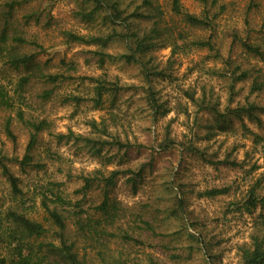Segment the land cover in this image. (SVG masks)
<instances>
[{"label":"rangeland","instance_id":"1","mask_svg":"<svg viewBox=\"0 0 264 264\" xmlns=\"http://www.w3.org/2000/svg\"><path fill=\"white\" fill-rule=\"evenodd\" d=\"M144 1L103 0V7L92 11L94 0H0V31L7 24L8 45H15L12 38L21 36L27 43L15 45L17 52L35 54L37 65L46 73L71 76L56 84L49 97L42 98L40 92L48 85L34 65L14 68L0 59V83L14 101L12 109L0 110V156H5L3 163L19 178L21 193L16 199L24 200L26 212L38 220L44 217L41 193L47 188L72 204L79 203L86 210L83 216H94L93 206L105 194L127 206L149 202L163 208L171 204L169 181L195 189L230 185L228 195L187 197L186 209L191 218L187 230H180L177 242L184 246L182 253L192 245L191 257L184 259L183 255L173 264H240L238 247L249 241L255 218L264 211L257 208L247 213L238 209L250 184L259 180L264 193V109L254 111L255 119L245 113H228L224 107L253 102L264 108V92H250L253 76L232 82L230 73H219L229 58L243 68L255 66L264 77V59L242 46L246 41L264 50V0H179L189 13L204 16L208 11L211 21L206 28L184 22L172 11L170 0H152L159 11L156 20L166 31L152 38V47L141 55L148 72L155 73L149 77L140 63L119 57L128 52L124 38L113 36L103 44L85 43L67 35L89 38L123 34L121 20L108 19L112 9L107 5L116 3L126 16L134 10L144 12ZM130 20L131 29H137L140 35L149 31L150 20ZM180 33L182 37H178ZM208 39L212 49L192 43ZM175 42L179 48L172 52ZM100 54L104 55L103 61ZM24 76L30 78L19 86ZM99 84L106 89L96 103L95 86ZM149 91L157 104L167 107V112L153 110ZM185 91L192 92L193 98L204 91L212 92V100L226 115L217 122L209 109L198 110ZM177 103L186 106L188 113L181 111ZM18 106L26 118L45 119L50 124L49 130L38 133L33 149L34 160L44 162L41 168H21L12 159L22 157L29 140L28 129L15 119ZM7 115L13 118L15 141L3 130ZM182 141L191 149L186 148L188 144H178ZM223 159L235 165L208 162ZM111 170L121 173L114 185L105 187L100 177ZM86 177L91 178L90 185L83 188ZM14 202L0 164V203ZM67 220L73 231L75 217L69 215ZM180 220L172 215L162 232L179 230ZM194 221L205 226L202 241L208 253H204L202 243L186 237L187 233L200 236L199 228L191 225ZM50 235L51 231L46 233L45 240H50ZM134 250L141 254L142 249L134 248L130 256ZM5 251L0 247V253Z\"/></svg>","mask_w":264,"mask_h":264},{"label":"trees","instance_id":"2","mask_svg":"<svg viewBox=\"0 0 264 264\" xmlns=\"http://www.w3.org/2000/svg\"><path fill=\"white\" fill-rule=\"evenodd\" d=\"M103 0H94L95 8L103 7ZM206 3L207 0H200ZM145 11L134 10L129 15L122 16V10L116 7V3L107 5L111 8L108 13V19L116 21L118 19L123 23L124 32L119 34L117 32L106 37H89L80 36L68 33L73 40L81 42H103V44L113 36H119L126 40L128 52L120 54L119 57L126 62L140 63L141 69L145 71L146 76L155 73L148 72L146 65L141 60V55L145 54L152 47V38L158 37L161 32H165L166 28L161 26V22L156 20L159 17V11L153 5L152 0H145ZM171 9L174 13L181 15L182 20L191 26L208 27L210 21L208 11L206 15L198 16L182 9L179 0H170ZM130 18L150 20L151 26L149 31L139 34L138 30L131 29ZM135 28V27H134ZM168 29V28H167ZM129 30L131 32H129ZM182 33V32H181ZM178 37H182V34ZM7 24H4L0 31V59L8 63L14 68L35 66L37 71H40L39 77L48 85L40 92V97H49L56 84L71 78L70 74L61 73H46L42 71L40 65L36 63L35 54L33 53H19L15 50V45L27 43L23 37L14 36L12 40L15 45H8L7 43ZM194 45L199 47L206 46L212 49L210 39L208 40H192ZM244 50L250 54L264 59V50L257 43L242 42ZM179 48L178 43H172V52ZM108 55V54H105ZM101 61L104 55L100 54ZM223 71L219 75L223 76L230 73L233 81L245 80L249 76H253L250 83V92L261 94L264 92V77L259 69L255 66L243 68L239 62L227 58L224 61ZM225 71V72H224ZM152 73V74H150ZM30 77L24 76L20 78L18 83L22 86L28 81ZM231 86V84H230ZM95 102L99 103L106 88L102 84L96 85ZM150 93V91H149ZM185 96L192 102L194 101L200 109H209L215 116L217 122L226 114L220 111L217 107V102L212 100V92H203L199 98H193L192 92L185 91ZM75 98L74 96H72ZM72 99V98H71ZM153 110L160 111V113L167 112V107L162 104H157L152 92L150 93ZM181 111L188 113V108L177 103ZM14 101L9 91L0 83V110L12 109ZM263 107L256 105L253 102H246L244 105H238L235 108L224 107V111L228 113H235L236 116L245 113L248 117H255V110H263ZM15 119L21 123L29 132V140L24 150V154L20 159L13 157L12 159L19 163L20 167L33 166L34 168H41L44 162L34 160V147L37 141V135L40 131L49 130L50 124L45 120H32L24 116V110L18 106L15 110ZM12 116L7 115L4 120L3 130L5 134L15 141V135L12 130ZM102 123V121H101ZM94 125V122L92 123ZM103 127H105L102 124ZM106 128V127H105ZM104 128V129H105ZM118 145H121L117 142ZM179 145L188 144L187 142H179ZM188 144L186 148H190ZM191 149V148H190ZM194 150H196L194 148ZM4 155L0 156V164L3 173L6 175L10 190L14 196L15 202L4 205L0 203V247L6 248L7 251L0 253V264H173L179 259H187L191 257L192 245L187 247L189 249L185 253L180 252L183 245H180L177 240L180 230H187L186 225L190 218V212L187 211V197L195 195L196 197L213 198L220 195H228L231 190L230 185L222 186H206L202 189H195L193 187H184V184L177 183L176 180L169 181L167 189L171 197L170 206L163 208L154 207L152 203L134 204L132 206L124 205L122 202L109 198L107 194L104 195L101 202L93 206V211L96 215H86L85 209L79 207V203H73L64 198L60 193L54 192L47 188L42 192L41 207L44 211L43 220H38L31 217L26 212V205L24 200L16 199L20 195L21 189L18 186L19 178L9 171L6 164L3 163ZM211 164L227 163L235 165L234 161L226 159L208 160ZM130 171V170H128ZM123 172V171H122ZM120 170H111L106 174H102L100 179L105 187L112 186L116 182V177L120 174ZM132 180V178L128 179ZM91 178L84 179V186L86 188L90 185ZM174 183L176 186H173ZM50 202V204H49ZM70 208H72V212ZM264 210V193L260 190L259 180L250 184L245 192L244 198L238 203V209L242 212L251 213L255 209ZM71 213V214H69ZM73 215L75 217L74 230L68 227L67 217ZM172 215L175 218H181L179 230L172 232H162L165 226V221ZM255 224L250 234L249 241L243 242L238 247V254L240 264H264V211L258 213L255 218ZM185 221V222H184ZM49 223L45 226V223ZM191 225L199 228L200 236H195L187 233L186 237L195 238L196 241L202 243L204 253H208V246L205 241H202V235L205 226L198 222H191ZM51 231L50 240H45L46 233ZM45 237V238H44ZM42 240H41V239ZM44 238V240H43ZM113 244V246H111ZM140 248L141 254L132 249ZM150 249H153L151 251ZM157 252V253H156ZM161 253L160 255L158 254ZM53 259L49 260L48 257Z\"/></svg>","mask_w":264,"mask_h":264}]
</instances>
